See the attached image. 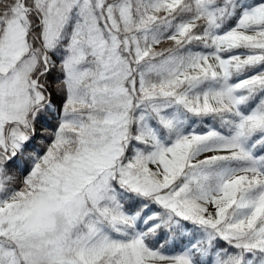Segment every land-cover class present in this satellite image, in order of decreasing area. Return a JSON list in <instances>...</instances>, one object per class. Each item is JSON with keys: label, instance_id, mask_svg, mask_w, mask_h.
I'll use <instances>...</instances> for the list:
<instances>
[{"label": "snow or ice", "instance_id": "obj_1", "mask_svg": "<svg viewBox=\"0 0 264 264\" xmlns=\"http://www.w3.org/2000/svg\"><path fill=\"white\" fill-rule=\"evenodd\" d=\"M0 264H264V0H0Z\"/></svg>", "mask_w": 264, "mask_h": 264}]
</instances>
